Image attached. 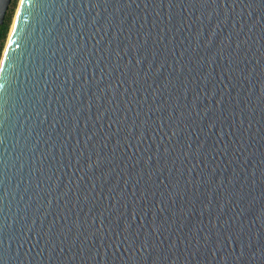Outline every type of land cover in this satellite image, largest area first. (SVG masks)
Here are the masks:
<instances>
[{
    "label": "water",
    "instance_id": "95a60500",
    "mask_svg": "<svg viewBox=\"0 0 264 264\" xmlns=\"http://www.w3.org/2000/svg\"><path fill=\"white\" fill-rule=\"evenodd\" d=\"M0 264H264V0H19Z\"/></svg>",
    "mask_w": 264,
    "mask_h": 264
},
{
    "label": "trees",
    "instance_id": "16d2710c",
    "mask_svg": "<svg viewBox=\"0 0 264 264\" xmlns=\"http://www.w3.org/2000/svg\"><path fill=\"white\" fill-rule=\"evenodd\" d=\"M16 1L17 0H11L9 8L5 14L4 20L0 24V58L9 32L10 24L12 21L13 9L15 7Z\"/></svg>",
    "mask_w": 264,
    "mask_h": 264
},
{
    "label": "rangeland",
    "instance_id": "374dc122",
    "mask_svg": "<svg viewBox=\"0 0 264 264\" xmlns=\"http://www.w3.org/2000/svg\"><path fill=\"white\" fill-rule=\"evenodd\" d=\"M18 3H19V0H17L16 1V4H15V7H14V9H13V14H12V21H11V24H12V22H13V18H14V16H15V13H16V10H17V7H18ZM11 24H10V27H11ZM9 30H10V28H9ZM9 33V32H8ZM7 37H8V35H7ZM7 40V39H6ZM5 44H6V42H5ZM4 47H5V45H4ZM3 50H4V48H3ZM3 50H2V53H3ZM1 56H2V54H1ZM1 59V58H0Z\"/></svg>",
    "mask_w": 264,
    "mask_h": 264
},
{
    "label": "snow or ice",
    "instance_id": "6c2138e0",
    "mask_svg": "<svg viewBox=\"0 0 264 264\" xmlns=\"http://www.w3.org/2000/svg\"><path fill=\"white\" fill-rule=\"evenodd\" d=\"M20 3L23 4L24 3V0H20Z\"/></svg>",
    "mask_w": 264,
    "mask_h": 264
},
{
    "label": "bare ground",
    "instance_id": "6f19581e",
    "mask_svg": "<svg viewBox=\"0 0 264 264\" xmlns=\"http://www.w3.org/2000/svg\"><path fill=\"white\" fill-rule=\"evenodd\" d=\"M17 11V10H16ZM16 14V13H15ZM15 17V16H14ZM14 19V18H13Z\"/></svg>",
    "mask_w": 264,
    "mask_h": 264
}]
</instances>
